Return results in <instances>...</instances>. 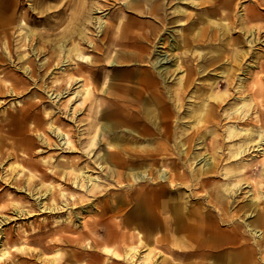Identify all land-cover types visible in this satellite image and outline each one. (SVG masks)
I'll use <instances>...</instances> for the list:
<instances>
[{
	"label": "bare ground",
	"instance_id": "1",
	"mask_svg": "<svg viewBox=\"0 0 264 264\" xmlns=\"http://www.w3.org/2000/svg\"><path fill=\"white\" fill-rule=\"evenodd\" d=\"M48 1L50 0H34L33 4L27 7L26 0H0V44L4 39L3 52L5 58H8L7 66H4L5 75L8 79L11 77V82L7 85L0 80V93L3 90H7L9 94L30 91L39 95L37 102H40L39 92L42 89L47 92L54 109L46 110L44 116L51 118L47 123L48 129L57 140H52L42 131L43 119L38 120L36 127L41 131L40 139L49 148H66L67 152H79L72 144L70 132L57 124L60 119L58 115L53 118V114L56 108L59 111L66 109L68 117L71 114L70 119H74L72 114L76 110L73 106L75 100L82 97L86 99L90 92V84L86 83L85 77L74 75L82 72V66L78 65L77 61L91 62V56L85 52V45L101 49V44H97L98 40L93 38L95 34L89 31L90 26H93L98 36L99 32L104 31V67L108 66L105 62L107 49L111 45H119L124 51L118 52L116 59L109 62L112 66L126 68L128 75L123 77L118 73L104 76V112L101 110L99 116L104 121L102 120L98 130L99 134L104 135V152L96 159H91L95 138V135H92L76 159L66 158L52 164V158H43V162L49 165L48 170L40 174V182L35 183L32 189L28 187V182V186L23 184L24 190L34 198H40L42 212L53 214L69 212L73 204L75 205L77 196L67 190L66 183L74 190L83 191L78 200L87 197L98 199L103 195L104 203L101 202V205L87 202L82 204L83 208H79L82 213H86L90 211L87 204L96 206L99 209L95 214L104 215L115 225L112 231L105 227L104 235L108 234V240L112 241L119 236L118 228L122 226H131L134 231L131 235L135 236L138 242H143V238L165 239L172 230L179 234L182 229L186 233V251L189 253L195 245L199 246V243H194L192 235L195 229L198 232L204 230L200 218L206 216L203 211L199 212L198 207L188 205L187 199L184 201L185 179L189 178L192 186L200 176L206 175V179H209L211 173L215 175L226 164L220 172L226 179L227 192L222 189L217 191L221 204L216 209L223 213L221 221L232 220L225 225L232 230L233 236H225L223 232L220 236L218 229L214 227L215 224L212 226L208 223L216 230L211 232V240L228 243L230 246L228 255L215 253L217 262L214 264L251 263L249 252H256V246L264 243V167L259 177L253 180L257 191L250 193L253 197L239 205L240 213L236 216L252 233L253 244L242 243L240 237L235 234L241 224L236 222L232 218V212L225 208V204L229 202H225V196H236V193L242 190V184L250 182L244 175L250 171L249 164L251 165L250 161L254 155H258L257 162L264 165V130L257 123H253L254 118H250L249 110L253 99L244 93L248 68L244 66L243 61L247 57L257 55L253 47L260 38H249L255 33V29L252 26L246 28L245 24L264 17L260 14V9L264 8L260 7L261 3L253 0V4L246 6L241 12L236 7L237 0H190L192 10L181 6L186 0H61L59 4H48ZM185 4L190 5L188 2ZM105 5L113 8L109 15H95L96 12L101 13L107 9L104 8ZM195 9L200 12L194 13ZM126 12L128 14H124ZM30 23L42 24L43 27L32 28ZM170 26L180 27L171 33L167 31ZM16 31L17 35H14ZM177 33L181 34L180 39L177 38ZM15 40L17 43H14ZM29 47L32 52L26 51ZM128 47L133 49L129 50ZM205 48L208 50L204 51ZM176 52L179 54H175ZM42 53L46 54L45 61L38 64L34 56ZM172 53L173 56L169 57ZM15 55L20 62H24L23 74H17L15 66L10 64L15 62ZM172 59H175L173 63ZM3 60L4 57L0 55V66L4 65ZM186 62L191 64H186L187 67L184 68ZM56 68L59 70L57 72L68 75L67 87L61 84L58 77H55L51 84L40 85L36 77L41 74L52 75ZM176 71L182 73L177 76V86L173 91L166 81ZM195 74H201L200 76L208 80L207 84L201 86V91L190 88ZM218 74H221L220 78ZM78 81L80 83L74 87ZM235 83H238L237 86ZM222 86H225V91L220 93L216 89ZM231 89L234 94L237 93L238 101L233 107L226 109L223 118L227 123L226 128L219 131L217 124L222 119H219L218 109L228 96L233 95ZM186 97L192 98V101L187 111L181 115L179 110ZM31 106L35 107L36 104L23 106L14 116L2 115L4 125L8 126L15 120L28 118L32 111ZM182 118L187 120L180 121ZM260 119L262 121V117L258 118ZM207 126L209 129L206 130ZM209 133L210 137L213 136L209 137L207 142ZM178 134L177 142L175 139ZM173 145L177 146V151H174ZM27 146L26 149H29V145ZM202 147L206 148L205 151H195ZM251 147L257 151L256 154L249 152ZM211 149H215V156L206 151ZM200 158L204 161L202 166L192 167L191 174L183 171V168L182 171L175 172L186 161H191L192 166ZM81 162H84L83 165ZM94 163L99 168L104 167L106 171L104 189L101 188V176L92 168ZM56 165L62 166V169ZM50 175H58L64 183L47 181ZM33 176H27L26 180ZM43 185H46L45 191L41 189ZM112 188L118 192L112 191ZM55 191L64 198L62 204L58 205L55 201ZM45 198H51V206L42 200ZM17 202H14L16 207L19 205ZM18 212L21 215L26 210L18 208ZM115 217L119 218L114 220ZM249 217L253 218L247 220ZM72 219L71 214L65 217L60 215L55 218V223H69ZM173 223L177 225V229L172 228ZM95 224L100 228L97 222ZM104 225L109 224L104 222ZM97 226L93 230L98 231ZM60 229L55 228V231ZM250 245H254L255 251L249 250ZM126 252L134 264H150L154 261L155 264L157 257L164 253L162 250L141 253L135 246H129ZM116 253L121 256L118 251ZM1 256L8 257L11 262L16 261L14 254L8 249L0 251Z\"/></svg>",
	"mask_w": 264,
	"mask_h": 264
},
{
	"label": "rangeland",
	"instance_id": "2",
	"mask_svg": "<svg viewBox=\"0 0 264 264\" xmlns=\"http://www.w3.org/2000/svg\"><path fill=\"white\" fill-rule=\"evenodd\" d=\"M33 1L34 0H26V6H31L33 4ZM122 1L123 0H119V2ZM237 1L238 5L236 7H238L241 12L244 11V8L246 6L253 4V0ZM258 1L261 3L260 7H264V5H262L264 4V0ZM60 2L61 0H50L47 3L59 4ZM185 2H188L189 4L192 3L190 2V0H186L184 1V3H181V6L186 8L187 10H192V4L187 5L185 4ZM172 3L170 5H172ZM109 7L111 6L105 5L104 8L107 9H104L101 13L96 12L95 15H109V13L113 10V8ZM260 10V14L264 16V8ZM197 11L200 12L196 9L193 12L195 13ZM124 14L128 13L126 12ZM111 20L115 21V19L112 18ZM30 26L32 28L43 27L42 24L36 23H30ZM246 26H252L255 29V33L250 35L249 38L259 37L260 39L257 40L256 44L253 47L254 51L257 52V55H252L243 60L244 66L248 68V73L245 79L246 89L244 93L248 94L247 97L253 99V105H251L249 110V113H251L250 118H254L253 123H257V125L261 126V129L264 130V17L253 20L251 22H247L245 24V27ZM62 27L63 25L60 27V29ZM179 27L180 26H170L167 31L173 33V30L178 29ZM18 31H16L14 35H17ZM89 31L95 34L93 35V38H96L98 40L97 44H101V49L89 46V44L88 46L85 45V52L91 56V62H88V64L86 62L77 61L78 65L82 66V72L74 73V75H81L85 77L86 83L90 84V92L87 95L86 99L82 97L75 100L73 106L76 108V110L75 113L72 114V117L74 119H70L71 114H69L68 117L66 109L59 111L57 108L54 110L55 114H53V118L57 117L58 115L60 120L57 121V124L70 132V134L72 135V144H74L76 148L75 150L79 152H81V148L84 147L83 145L85 144L87 139H89V137H91L92 135H95L92 144L94 150H92L90 154L92 156L91 159L94 160L99 154H102L104 152V135L98 133L100 124L104 121L103 118H99L101 110H103L104 112V76H113L114 74L119 73L123 77H126L128 74L126 68L112 66L109 62V60L111 61L113 59H116L117 54L124 51V48L122 49L119 45H111L107 49L108 59H105V62L108 66L104 67V52H102L104 50V31L99 32V36L96 35L97 32L95 31L93 26H90ZM99 38H102V40ZM177 38L180 39L181 34H179ZM3 42L4 39L0 44V55L1 57H4V60L2 62L4 63V65L1 64L0 66V80L2 79L1 82L4 83V85H7L9 82H11V77H9L8 79L5 75L6 69H4V66H7L6 64L8 62V58H5V53L3 52ZM14 43H17V40H15ZM116 49H118L119 51ZM127 49L132 50L133 48L128 47ZM28 50L31 51V48L29 47L28 49H26V51ZM207 50V48L204 49V51ZM175 54H179V52H176ZM45 55L46 54L43 53L35 55L34 58H37H35V62L39 64L41 61H45ZM40 56H42V59L40 58ZM172 56L173 53L170 54L169 57ZM13 59H15V62H10V64L12 63V65L15 66L17 74H23L24 72L22 66L24 65V62H20L18 58H16V55L13 57ZM174 61L175 59H172L171 63H173ZM195 62H197V60ZM186 64H191V62H186L184 64V68L187 67ZM54 71L57 72L59 70L56 68ZM87 71L89 73H87ZM56 72L49 76H45L43 74L38 75L36 78L37 81L41 84H37L45 86L47 84H51L52 80L55 77H58L61 84L64 85V87H67L68 75H66L65 73ZM213 72L216 73V71ZM181 73V71L174 72V75H170L167 79L168 81H166L168 86H170L173 91L177 86L175 85V82H177V76H179V74ZM200 75L201 74L194 75L193 83L190 85L191 90L200 89L201 91L203 89L201 86L207 84L208 80ZM219 75L221 74H218V77L220 78L221 76ZM79 83V81L75 83L74 87H76ZM237 84L238 83H235L236 86ZM216 90L222 93L225 91V86H222L221 88L219 87V89ZM231 92L233 93V89H231ZM39 93L41 95L40 102H37V98H39V95L30 91L27 93L22 92L20 94H9L7 90H3L0 93V140L2 142L0 144V148L2 150V152L0 153V251H2L3 249L10 250L14 254V259L16 260L15 262H11L12 260L8 259V257L1 256L0 264H134L126 252L129 246H135L141 251V253H151V251L162 250L164 253L162 256L157 257L155 264H184V260L188 253L186 251V248H183V250L181 249V239H183L181 238V234L176 235V233L170 232V235H168L165 239L157 240L156 238H143V242H138L139 240L135 236L131 235L134 232L131 229V226H122L118 228L120 232L119 236L115 237V239H112V241L111 239L108 240V234L104 235V231L106 228L112 231L113 229H115V225L110 223L108 218L104 217V215H98L97 213L95 214L96 210L99 209L96 208V206L87 204V208L90 211L86 213H82L83 211H81L79 208L80 206H82V204L85 205L84 203L87 202H92L93 205L98 204L97 206L101 205V202L104 203L103 195L98 199L87 197L78 200V197H82L83 191L74 190L68 183H66V186L68 187L67 190L77 196L75 205L73 204V207L69 210V212L63 211L60 214H53L51 212H42L40 210V198L36 199L27 191H25V188H23V184L25 186V184L27 185L28 182L29 186H27L32 189V187H35V183L40 182V174L47 171L49 168V165H47L46 162H43V158H52L51 163L57 164L58 161L65 160L66 158L76 159L80 153L76 151L67 152L66 148H49L40 139L39 133L41 131L37 129L36 124L38 120L41 121L42 119V122L44 123L42 131L48 134L52 140H57V137H55V135L48 129L47 123L48 121H51V118L44 116L46 110L54 109V105H52L51 98H49V95L46 94L47 92L44 89H42V91H40ZM227 98L226 101L223 102V105L218 109L219 119H222L220 120V123L218 122L217 124L219 131L225 130L227 123L225 119H223L225 117L224 114L227 108L233 107L234 104L238 101V95L237 93H233V95H230ZM62 100H64L63 102L65 103V99L62 98ZM191 101L192 98H184V105L182 106L181 110H179L180 113L182 112L181 115H183V113L187 111V107ZM31 103L36 104V106H31L32 111L28 118L24 120H15L12 123L8 124V126L4 125L5 122L1 119L2 115H17L19 113V109L22 110L23 106L26 107L28 105H31ZM258 115L259 117H262V121L261 119L258 120ZM186 120L187 118H182L180 121L185 122ZM250 126L251 125H249V127ZM207 129H209L208 126L206 127V130ZM79 134H82V136H79ZM210 135L211 134L209 133L207 142H209L210 138H212L213 136L212 135L210 137ZM79 138L81 139L79 140ZM175 140L177 142L179 141V134L176 135ZM95 142L96 144L94 145ZM27 145H29V149H26L28 147ZM173 146L174 151H177V146ZM205 149L206 148L202 147L200 149H195V151H205ZM206 151L210 155L215 156V149ZM226 151L227 149H225V152ZM249 152H251V154L257 153V151H255L253 147L250 148ZM93 153H95V155H92ZM257 160H259V156L254 155V158L250 161V167L248 166L250 171L246 175H244L250 182H246L247 184H242V190H239V192L236 193V196L232 198L225 196V202L229 200V202H227V205L225 204V208L229 210V212H232V214L234 215L232 218L236 222L241 224V227L235 230V234L240 237L242 243L246 242L247 244L250 242L253 244L254 238L252 237V233H250V231L246 228L245 223L238 219L236 216L238 215V213H240L239 207L241 206V204L253 197V194L250 193H255L257 191V189H255L256 186L254 185L253 180L259 177L262 167H264V165L257 162ZM190 162L191 161H186L185 164L181 168L176 169L175 172L179 170L182 171L183 168V171L191 174V168H199L200 166H202V163L204 161L201 160V158L197 159V162L195 161L193 163L194 165L192 166H190ZM83 163L84 162H81V165H83ZM56 166L58 167L60 165ZM226 166V164L223 165V168L220 169L218 173L215 174L214 172L215 175L211 173L209 179H206V175H202L193 182L194 185L192 186L190 185L191 181L188 180L189 178L185 179L186 184H183V196L185 197L184 201L185 199H187L188 205L198 207L199 212L203 211L204 215L208 217V221H219L220 226H222L223 228H227V226L225 225L226 222L232 221H221V216H223V213L220 209H216L221 204V197L217 191L219 189H222L224 192H227V182H225L226 179L221 174ZM59 168L62 169V166H60ZM92 168L94 171H96L97 174L101 176V188L104 189V176L106 175L104 167L99 168V166L94 163ZM32 174L34 175L33 178L31 177L29 179L30 181H27L26 177ZM50 177L49 179H47V181H51L52 183H64L61 181V178L58 175H50ZM30 182L31 184H29ZM41 189L45 191L46 185H43ZM247 190L249 191L246 193ZM112 191L118 192L114 188H112ZM54 195L55 201L58 205L62 204L65 201L64 198L59 196L57 191H55ZM14 200L18 201L17 203L20 206L18 205V207H16L14 204ZM42 200L49 206L52 205L51 198H45ZM69 202L71 204V201ZM83 207L84 206H82L81 208ZM18 208L25 209L27 213L24 212V214L19 215ZM68 214H71V216H73L71 222L55 223L56 217L60 215L65 217ZM84 215L85 218H83ZM118 218L119 217H115L114 220H117ZM252 218L253 217H249L247 220H251ZM95 222L98 223L100 228L95 224ZM104 222H107V224L109 225H104ZM63 226H68L69 228H64ZM96 226L99 228L98 231L93 230L96 229ZM55 228L61 229L60 231H55ZM228 230L232 231L230 230V228ZM156 237H158V235H156ZM254 245L249 246L250 251L256 250V252H249V256L251 258L250 262H252L248 264H264V251H262V249H264V243H262L259 247L256 246L255 250L253 249ZM192 250L190 252H192ZM117 251L121 256L116 253ZM163 256H166V260H164ZM154 262L150 264H154Z\"/></svg>",
	"mask_w": 264,
	"mask_h": 264
},
{
	"label": "crops",
	"instance_id": "3",
	"mask_svg": "<svg viewBox=\"0 0 264 264\" xmlns=\"http://www.w3.org/2000/svg\"><path fill=\"white\" fill-rule=\"evenodd\" d=\"M205 217H201L200 218V222L202 223V226H203V228H204V230L202 229V230H200L199 232L197 231V229H195L194 230V232H193V237H194V239H193V241H194V243L195 242H197V243H199V246H197V245H195L194 246V248H193V250H192V248H191V250H192V252H189L188 253V255H186V258H185V260H184V264H187L188 262H193L194 264H210V263H205V262H211V264H214V262H217L215 259V257H217L216 256V254L215 253H217V254H219L218 252H222V253H226V255H228V250L230 249L229 247L230 246H228V243L226 244V243H219V242H216L215 240L214 241H212L211 239V236H210V234L212 235V233H213V231H216L215 229H214V227L215 228H217L218 229V234L220 235V236H222V232L224 233V235L225 236H233L232 234H233V232L232 231H229L228 229L229 228H223V227H220L219 226V221H205L204 222V220L205 219H208V217H206L205 219H204ZM176 224H177V221L175 222ZM212 224V226H213V223L215 224V226L214 227H210V225L209 224ZM216 225H218V226H216ZM171 226H172V228H175V229H177V225L175 226V224L173 223V225L171 224ZM208 228H207V227ZM180 233L179 234H181V238H183V239H181L182 240V247H181V249L182 248H186V233H184L183 231H182V229H180V231H179ZM183 232V233H182ZM212 232V233H211ZM232 232V233H231ZM171 233H174L173 232V230H172V232ZM178 234V232H176V235ZM183 234V235H182ZM183 236V237H182ZM205 238V239H204ZM201 243H203V244H201ZM204 243H205V245H204ZM231 243V242H230ZM212 244H214V245H212ZM184 245V246H183ZM203 247H202V246ZM204 246H205V248H204ZM201 247V248H200ZM217 247V248H216ZM214 248V249H213ZM202 249V250H201ZM203 251V252H202ZM188 256V257H187ZM195 256V257H194ZM207 256V257H206ZM204 257H206V258H204ZM165 259L164 260H166V257H164ZM187 260V261H186ZM189 260H191V261H189ZM198 260H200V261H198ZM203 260H205V262L203 261ZM187 262V263H186ZM200 262V263H199ZM202 262V263H201Z\"/></svg>",
	"mask_w": 264,
	"mask_h": 264
}]
</instances>
